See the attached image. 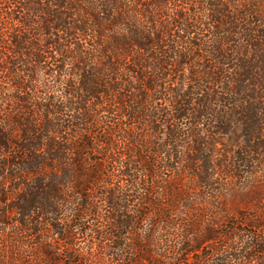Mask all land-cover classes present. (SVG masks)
I'll return each instance as SVG.
<instances>
[{"label":"trees","instance_id":"1","mask_svg":"<svg viewBox=\"0 0 264 264\" xmlns=\"http://www.w3.org/2000/svg\"><path fill=\"white\" fill-rule=\"evenodd\" d=\"M0 264H264V0H0Z\"/></svg>","mask_w":264,"mask_h":264},{"label":"rangeland","instance_id":"2","mask_svg":"<svg viewBox=\"0 0 264 264\" xmlns=\"http://www.w3.org/2000/svg\"><path fill=\"white\" fill-rule=\"evenodd\" d=\"M245 202H244V197L241 196V197H237L236 199H233L231 201H226L224 202L225 205H228L230 207V209H233L236 207V208H239L241 207V205H243ZM254 202L252 203H249L248 205H245L244 207L246 208V211L247 212H253L255 211L256 209H254ZM245 210V209H244Z\"/></svg>","mask_w":264,"mask_h":264}]
</instances>
